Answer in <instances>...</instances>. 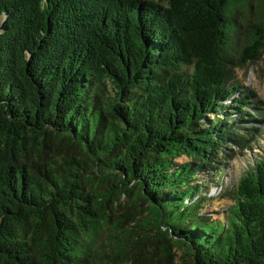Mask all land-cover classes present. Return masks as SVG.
<instances>
[{
  "label": "trees",
  "instance_id": "1",
  "mask_svg": "<svg viewBox=\"0 0 264 264\" xmlns=\"http://www.w3.org/2000/svg\"><path fill=\"white\" fill-rule=\"evenodd\" d=\"M263 50L264 0H0V264H264Z\"/></svg>",
  "mask_w": 264,
  "mask_h": 264
},
{
  "label": "rangeland",
  "instance_id": "2",
  "mask_svg": "<svg viewBox=\"0 0 264 264\" xmlns=\"http://www.w3.org/2000/svg\"><path fill=\"white\" fill-rule=\"evenodd\" d=\"M255 15L257 14H252L251 18H255ZM243 20L244 18L241 19V22H243ZM240 34L241 35L238 36L237 39H234V42L241 46L243 44L244 34ZM235 76L240 81H243L244 85L255 90L258 94V97L261 100H264V50L262 51L260 58L254 63L237 67L235 69ZM261 127L264 129V123L261 124ZM244 165L245 160L242 161L239 159L238 161H235L233 164V170L229 174L231 178H234L235 175L239 174L241 172V168L244 167ZM226 204L228 203H225L223 206ZM219 209H221V206Z\"/></svg>",
  "mask_w": 264,
  "mask_h": 264
}]
</instances>
